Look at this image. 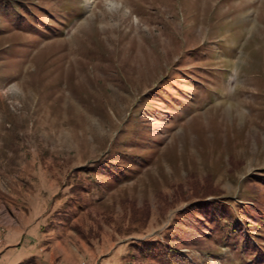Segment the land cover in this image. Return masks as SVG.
<instances>
[{
    "label": "rangeland",
    "instance_id": "1",
    "mask_svg": "<svg viewBox=\"0 0 264 264\" xmlns=\"http://www.w3.org/2000/svg\"><path fill=\"white\" fill-rule=\"evenodd\" d=\"M38 257L264 264V0H0V264Z\"/></svg>",
    "mask_w": 264,
    "mask_h": 264
},
{
    "label": "crops",
    "instance_id": "2",
    "mask_svg": "<svg viewBox=\"0 0 264 264\" xmlns=\"http://www.w3.org/2000/svg\"><path fill=\"white\" fill-rule=\"evenodd\" d=\"M38 252H39V250H38ZM34 264H41V263L39 262V257L37 258V260H36V262H35Z\"/></svg>",
    "mask_w": 264,
    "mask_h": 264
}]
</instances>
